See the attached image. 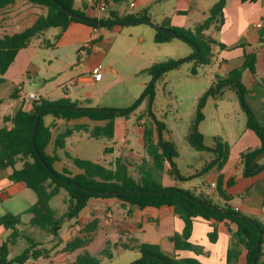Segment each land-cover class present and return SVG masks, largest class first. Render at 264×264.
<instances>
[{
  "label": "trees",
  "instance_id": "trees-1",
  "mask_svg": "<svg viewBox=\"0 0 264 264\" xmlns=\"http://www.w3.org/2000/svg\"><path fill=\"white\" fill-rule=\"evenodd\" d=\"M16 0H0V11L14 3ZM35 7L42 8L43 14L36 17L30 27L14 33L3 35L0 38V83L3 75L13 62L19 50L27 47L33 38H39L48 29H55L56 33L51 39H42V47H53L60 39L70 23H83L93 28L110 27L114 24H135L143 19L150 22L146 13L125 14L117 16L110 12L106 17L88 18L81 11L74 9L75 0H24ZM121 2L123 0H114ZM242 2H254L256 0H241ZM225 0H217L208 10L207 17L195 25L191 30L183 27L172 26L168 18H165L156 28L154 42L157 44L169 43L175 37L186 41L193 49L194 55L190 58L196 65L209 66L213 60V47L226 48L216 43L207 31L214 26L223 23V9ZM264 41H260V44ZM245 47V44L240 45ZM197 51V53H195ZM257 48L249 53H243V61L240 66L225 73L221 78L215 74V84L205 95L216 94V98L223 97L222 88L227 86L232 90L246 117L245 127L251 130L259 139L260 146L246 148L239 153V161L243 167V176L253 177L264 171V164H258L256 157L264 153V127L255 119L251 109L244 100L245 86L241 82V75L247 71L261 86L264 81L256 76ZM173 61L154 63L144 69L149 75L158 79L165 72L175 69ZM17 90L12 97H15ZM154 95L153 84L146 90L143 97H147L149 105ZM205 102L204 96L198 100L194 116L188 123L185 139L188 145L199 154V157L208 156V160L200 170L201 174L214 169L218 176L215 182V191L222 205L214 204L206 197L194 195L187 189L176 186L165 187L160 180L168 168V175L175 180H185L175 165L174 159L177 151L173 142L166 139L169 131L161 121H157L150 109L136 116V121L144 117H151L152 121L142 123V141L145 157L138 163H131L126 158L117 156L112 164L106 166L97 162L82 160L78 157H70L65 154L71 164L78 170L72 174L67 169L56 171L54 164L58 161L56 150L65 147V140L74 132H85L89 138H105L112 140L114 137V122L118 118H128L139 105V101L127 109L114 108H89L84 107L78 101H71L68 97L53 101L45 98L35 100L29 110L22 108L10 116H3L0 123V171L8 170V180L12 183L23 184L35 195V203L25 210L30 214L28 225L45 231L56 238L62 230L64 220L77 219L81 211L93 199H114L120 202L125 216L131 211L126 209V204L135 205L139 209L147 207L160 208L171 207L174 214L182 220L181 233H174L170 241L174 247V255L168 256L162 253L159 246L150 243H139L129 240L118 245L123 249H135L140 253V258L132 264H203L196 257L180 256L181 251H190L199 254L202 249L189 242L193 220L197 217L206 220L211 230L207 234L208 241L215 243L220 231L229 236V244L226 250V264H264V223L256 217L243 215L232 209L231 196L223 188V176L220 174L229 157L230 146L221 137H213V145L207 147L203 143V135L198 126L202 120L201 108ZM1 103V101H0ZM46 116L55 120L70 122L78 119H88L94 125L88 123H73L66 125L52 140L53 151L49 155L46 147L51 141V126L44 122ZM112 152L111 147H106L104 153ZM136 173V176L132 174ZM233 180H229L226 186H230ZM67 194V207L61 216H57L50 205L60 191ZM264 205V202H262ZM20 224V216L4 213L0 216V225L9 230L6 239L0 245V264H23L28 260H36L46 257L48 251L41 248L29 236H22L17 227ZM95 228V221H91L81 228L78 235L65 242L62 251L73 253L85 247L91 240L89 233ZM85 233V234H84ZM84 234V235H83ZM25 237L27 246L14 257H10V249L16 242ZM102 255L111 256L110 248L101 250ZM95 255L86 251L79 252L74 259L66 264H99Z\"/></svg>",
  "mask_w": 264,
  "mask_h": 264
},
{
  "label": "crops",
  "instance_id": "crops-1",
  "mask_svg": "<svg viewBox=\"0 0 264 264\" xmlns=\"http://www.w3.org/2000/svg\"><path fill=\"white\" fill-rule=\"evenodd\" d=\"M216 1L123 0L115 2L114 0H75L74 9L81 11L88 18L106 17L110 12L115 13L117 16L142 12L149 17L150 23L152 20L154 21L155 26H159L165 18H168L172 26L184 28L186 22L190 20H193L194 26L202 22L207 17L208 10ZM122 3L125 4L124 8H121ZM43 13L44 10L42 8L28 4L24 0H16L0 11V38L5 34L12 35L30 27L36 17ZM138 24L140 23L127 25ZM120 25L114 24L110 27L96 29L83 23L73 22L70 23L53 47L45 48L40 45L42 39H51L55 35L53 34L51 38H47V30L39 38H33L27 47L18 51L13 62L3 75V82L0 83V123L3 116H10L20 108L26 111L31 108V104L35 100L28 99L26 97L27 94H34L37 100L45 98L53 101L49 95L51 96L52 93L58 94V89L61 88L63 94L60 98L68 97L71 101H78L81 105L82 102L88 104L97 92L103 91L107 87L109 75L119 76L116 65L121 61L126 63L128 58L132 59L136 55L134 49L125 45V40H121L124 42L123 50L114 51L113 44L116 41V36L122 34L119 33L123 29L118 28ZM207 34L216 43L226 46L224 49H220L218 46L213 47V60L210 65L217 67L216 74L218 76L223 78L227 71L240 66L243 61V53H249L253 48H257L255 72L257 78L264 81V43L260 44V41H264V0H256L254 2L225 0L223 23L218 28L217 26L211 27ZM121 36L118 37L124 38ZM242 44L246 46L243 48L240 46ZM96 65H101L103 68L102 78L99 81L93 80L90 74V70ZM104 75H107L106 81H104ZM243 76L245 77V82L243 81ZM25 79L28 82L36 80L41 85L40 90L37 92L27 91L24 86ZM241 82L245 86L244 100L246 104L253 112L256 121L264 127V86H261L247 71L242 73ZM85 85H89L92 88L91 91H84L83 87ZM15 90H17L16 96L12 97ZM74 95H77L78 98H74ZM126 96H129V94H126ZM225 116L227 117V114ZM144 118L146 119V117ZM144 118L137 122L136 131L137 135H140L138 141L142 147L141 151L143 154L133 151L134 143L129 136L132 132L128 130L126 124L123 123L120 127L117 126V122L120 119L124 121L127 119L118 118L114 122V137L112 140L115 139V145L113 147L116 150L120 148V144L116 143L117 139H119L124 144L123 148L127 154L138 162L145 157L142 141V123L145 122ZM151 121L146 119L147 123ZM44 122L47 126H51L50 142H52L58 133L53 137V130H56L62 124L68 125L72 121L67 123L63 120H55L51 116H46ZM229 146V157L220 174L223 176V188L231 196V207L243 215L256 217L264 223V205H262V202H264V171L253 177L246 178L243 176V167L239 161V153L241 151L246 148L259 147L260 141L251 130L244 126L235 143L233 145L229 144ZM113 147L111 148L114 149ZM203 160L205 163L208 160V156H204ZM256 162L264 164V153L256 157ZM201 175L205 176V181L202 185L193 186L191 189L183 187L174 178L170 177L168 168L165 169L161 180H165L163 185L165 187L176 186L181 189H187L196 196L206 197L214 204L222 205L223 202L218 198L214 188L218 173L212 169ZM7 176L8 170L0 171V216L4 213L12 214V211L6 207V203L22 193L21 184L10 182ZM229 180H233V183L230 186H226ZM235 197L239 201L233 202ZM112 200L114 199L90 200L84 208L87 211L86 215L78 217L77 223L75 221L69 223L68 232L73 233L89 222L95 221L100 214L103 215L110 206L114 205L118 208V211H115L116 213L111 211L112 215L116 214V222L122 225L125 232L123 233V238L127 242L136 240L139 243L156 244L165 255H174V247L170 237L174 233H181L183 222L174 214L171 207L162 206L160 208L147 207L139 209L135 205L126 204V209H129L131 214L125 216L124 210L120 207V202ZM109 201H112L113 204H110ZM108 213L110 212L108 211ZM107 221L103 220L100 224L98 223L91 232L90 242L85 247L70 253L69 256L75 257L79 252L83 251L95 255V247L102 250V245L107 243V241L103 239L98 244L99 242L97 243L96 240H98V236L100 237L113 231L111 227L112 219ZM30 228L32 232L36 230V227L30 226ZM210 230L211 228L206 220L199 217L195 218L189 242L200 247L202 252L196 255L190 251H181L180 256L196 257L203 264H226L229 236L225 232L220 231L216 242L210 243L207 238ZM8 233L9 230L0 225V245L6 239ZM61 237L65 238V235L62 234L56 238L47 236V240L39 243L41 248H45L48 251L47 256L39 257L36 260H28L24 264H57V257L60 256L57 251L63 242H67L66 240L62 241ZM124 243L126 242L123 239L119 243L113 242V244ZM115 248L122 247L118 245ZM15 255L11 254L10 249L9 256L14 257ZM74 257L64 264L72 261Z\"/></svg>",
  "mask_w": 264,
  "mask_h": 264
},
{
  "label": "rangeland",
  "instance_id": "rangeland-1",
  "mask_svg": "<svg viewBox=\"0 0 264 264\" xmlns=\"http://www.w3.org/2000/svg\"><path fill=\"white\" fill-rule=\"evenodd\" d=\"M124 7L125 4L122 3L121 8ZM193 27V20L186 22V26H184L185 29L191 31ZM118 28H123L121 29L122 32H119L122 33V36H116V41L113 44L114 51L119 52V49L122 51L124 42L121 40H125V45L134 49L136 55L132 59L128 58L126 63L124 61L118 63L116 67L119 71V76L114 77L109 75L107 87L103 91L100 90L97 92L88 104L82 102V106L89 108L113 107L115 109H127L139 101V105L127 120L120 119L117 122L118 127L124 123L128 130L132 132L129 136L134 143L133 151H138L139 154L143 153L138 141L140 135L138 136L136 133V116L146 112L150 106L154 118L157 121L163 122L166 129L170 132L165 138L171 140L176 148L177 157H175L174 162L179 174L186 178L185 180H176V182L189 189L193 186L202 185L205 181V176L201 175L200 170L204 165V160L203 157L200 158L199 154L188 145L185 139L188 123L195 114L199 98L204 96L205 102L201 108L203 118L198 126L200 133L203 135L204 145L211 147L214 143L213 137L216 136L221 137L233 145L246 123V117L239 106L235 93L227 86H224L222 88V98H216L215 93L205 95L215 84L217 67L213 65H196L190 59L194 55L192 47L181 38L175 37L169 43H155L153 38L157 26H155L153 20L151 23L144 22L138 25H120ZM46 34L47 38H51L55 34V29H48ZM170 60L176 64V68L165 72L156 80H154L153 76L143 71L154 63H162ZM106 79L107 75H104V81ZM243 81L245 82L244 76ZM151 84H153L154 95L149 105L147 97H143V95ZM24 86L29 92H37L41 87L36 80L28 82L27 79L24 80ZM91 89L89 85L83 87L84 91H91ZM62 94V89L59 88L58 94L52 93L49 97L51 100H56ZM126 94H129V96H126ZM73 97L78 98L77 95ZM225 114H227V117ZM146 119L151 121V117H146ZM146 119L144 118V121ZM73 123H88L91 126L95 124L85 118L72 121L68 125H72ZM65 126L66 124H62L59 128L53 130V137L57 132L63 130ZM114 142L115 139L107 140L101 137L92 139L85 132H74L70 138L65 140L64 149L56 150L58 161L54 164V169L61 171L64 168L72 174L78 172L65 154L72 158L78 157L82 160L97 162L106 166L112 164L116 156L124 157L133 164L134 162L138 163L135 158L127 154L123 148L124 144L119 139L116 141V143L120 144L118 150L113 147L115 145ZM106 147H113L114 149L110 153H104ZM52 150L53 144L50 142L46 147V153L51 155ZM132 174L136 176V173L132 172ZM160 182L164 185L165 180H160ZM21 188L22 193L8 201L6 207L12 211V214L20 216V224L17 227L23 236L32 237L37 243L44 242L47 240V236L50 235L39 228H36L32 232L28 225L30 214L25 213V210L35 203V195L23 184H21ZM112 201H109L110 204H113ZM237 201L239 200L236 197L233 198V202ZM50 205L55 210L56 215L58 217L61 216L67 207V194L63 190L60 191L58 195L50 200ZM111 211L114 213L118 211V208L114 205L110 206L103 215L100 214L98 216L99 218L95 219V226L103 220L107 221L112 219L111 227L113 231L103 236H98V240H96L97 243L99 242L98 244L103 239L107 241V243L103 244L104 246L102 245V248L109 247L111 256L102 255L101 250L95 247V257L99 259V264H132L140 258V253L135 249L115 248L113 246V242L119 243L122 239L124 242L127 241L123 238V233L125 232L123 231L122 225L116 222V214L112 215ZM86 212L85 209L82 210L79 218L84 217ZM71 222L73 223L74 220H64L62 223V231L59 234V236L62 234L65 235V238L61 237L62 241L70 240L78 235L81 230L78 227L79 229L77 231L73 233L68 232V226ZM64 243L57 251L60 255L57 257L59 259L56 260L57 264H64L74 257L72 255L69 256L70 253L62 251ZM26 246L27 241L25 237L20 238L11 248V254L15 255L21 252Z\"/></svg>",
  "mask_w": 264,
  "mask_h": 264
},
{
  "label": "built area",
  "instance_id": "built-area-1",
  "mask_svg": "<svg viewBox=\"0 0 264 264\" xmlns=\"http://www.w3.org/2000/svg\"><path fill=\"white\" fill-rule=\"evenodd\" d=\"M131 6H133V4H131ZM102 73H103V68L101 65H96L90 70V74L93 80L95 81H99L102 78ZM26 97L28 99L37 100V97L34 94H27Z\"/></svg>",
  "mask_w": 264,
  "mask_h": 264
},
{
  "label": "water",
  "instance_id": "water-1",
  "mask_svg": "<svg viewBox=\"0 0 264 264\" xmlns=\"http://www.w3.org/2000/svg\"><path fill=\"white\" fill-rule=\"evenodd\" d=\"M142 22H147V23H148V21L145 20V19H143ZM134 23H139V21H136V22H134ZM157 28H161V27L157 26ZM195 53H197V51H196Z\"/></svg>",
  "mask_w": 264,
  "mask_h": 264
}]
</instances>
